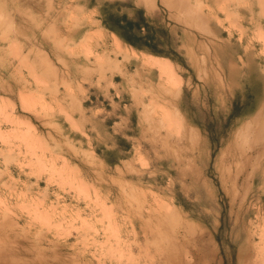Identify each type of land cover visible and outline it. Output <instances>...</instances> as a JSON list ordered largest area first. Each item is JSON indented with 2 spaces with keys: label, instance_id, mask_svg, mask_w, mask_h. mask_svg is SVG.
Listing matches in <instances>:
<instances>
[{
  "label": "rangeland",
  "instance_id": "obj_1",
  "mask_svg": "<svg viewBox=\"0 0 264 264\" xmlns=\"http://www.w3.org/2000/svg\"><path fill=\"white\" fill-rule=\"evenodd\" d=\"M117 1L169 30L177 94ZM263 137L264 0H0V264H264Z\"/></svg>",
  "mask_w": 264,
  "mask_h": 264
},
{
  "label": "trees",
  "instance_id": "obj_2",
  "mask_svg": "<svg viewBox=\"0 0 264 264\" xmlns=\"http://www.w3.org/2000/svg\"><path fill=\"white\" fill-rule=\"evenodd\" d=\"M128 6L133 9V16L121 15L120 9ZM103 25L115 33L126 44L133 48L163 56L185 65L182 55L176 50L168 29L159 25L155 19L146 14L143 8L130 3H104L100 6ZM235 112L231 114L233 117Z\"/></svg>",
  "mask_w": 264,
  "mask_h": 264
},
{
  "label": "bare ground",
  "instance_id": "obj_3",
  "mask_svg": "<svg viewBox=\"0 0 264 264\" xmlns=\"http://www.w3.org/2000/svg\"><path fill=\"white\" fill-rule=\"evenodd\" d=\"M148 1V0H147ZM258 3V2H257ZM146 54H148V53H146ZM148 55H150L151 57H154V58H157V59H159V60H155V61H144V66H146V67H149L150 69H152V70H157V71H159V72H162V73H164V74H166L167 76H168V79H167V85H168V89H169V93H176V91H177V86L179 85V83L180 82H178V81H176V79H175V77H174V72H173V67H172V64H171V62H170V60L167 58V57H163V56H157V55H154V54H148ZM128 58V57H127ZM160 59H163V60H160ZM142 65V64H141ZM142 65V66H143ZM174 94H172L173 95V97H174ZM177 94V93H176ZM176 97V96H175ZM177 115V114H176ZM172 115L173 117L172 118H175V120L177 119V121L176 122H179V120H180V117L177 115ZM178 118H179V120H178ZM172 121H173V119H172ZM245 123H247V122H245ZM178 127H180L179 126V124H178ZM250 129V128H249ZM185 130V129H184ZM198 130V129H197ZM241 133H243V132H241ZM247 135V134H246ZM237 136V135H236ZM200 137V136H199ZM262 138V137H261ZM264 138V137H263ZM244 144V143H243ZM261 145V144H260ZM259 146V145H258ZM236 147V146H235ZM234 147V148H235ZM260 148H261V146H259ZM247 149V148H246ZM235 151V150H234ZM249 157H250V155H249ZM242 158V157H241ZM245 158V157H244ZM259 159V158H258ZM244 161V160H243ZM240 162V161H239ZM253 164H255V163H253ZM254 171V170H253ZM240 172V171H239ZM194 230V229H193ZM264 235V234H263ZM262 236V235H261ZM146 237V236H145ZM263 245V244H262ZM182 249V248H181ZM187 250V249H186ZM217 251V250H216ZM172 253H171V255L173 254V252H175V251H171ZM181 252V251H180ZM186 252V251H185ZM189 253V255L191 254L190 252H188ZM186 254H187V252H186ZM130 255V254H129ZM170 255V254H169ZM170 255V256H171ZM179 255V254H178ZM215 255V254H214ZM169 256V257H170ZM166 257V256H165ZM183 257H185V256H183ZM167 258V257H166ZM174 258V257H173ZM186 258H189V257H187V255H186ZM185 258V259H186ZM211 258V257H210ZM169 259H171V257L169 258ZM178 259V258H177ZM190 259V258H189ZM165 260V259H164ZM172 260V259H171ZM263 260V259H262ZM155 261V260H154ZM154 261H152V262H154ZM162 261V260H161ZM173 261V260H172ZM171 261V262H172ZM174 261H176V258H174ZM146 262V261H145ZM186 263H189V262H187V261H185ZM213 262V261H212ZM164 263V262H163ZM167 263V262H166ZM165 263V264H166ZM169 263V262H168ZM177 263V262H176ZM184 263V262H183ZM185 263V264H186Z\"/></svg>",
  "mask_w": 264,
  "mask_h": 264
},
{
  "label": "crops",
  "instance_id": "obj_4",
  "mask_svg": "<svg viewBox=\"0 0 264 264\" xmlns=\"http://www.w3.org/2000/svg\"><path fill=\"white\" fill-rule=\"evenodd\" d=\"M117 116H121L122 120L119 122L118 121L116 122V123H120V129L116 132L121 134L122 137L126 138V137H128V134H127L128 131L127 130L129 129V127L127 125L128 118H126L124 115H117ZM116 152L118 154H122V155H119V161H120L124 157V152H127V151L124 150V148H121L119 145H117Z\"/></svg>",
  "mask_w": 264,
  "mask_h": 264
}]
</instances>
